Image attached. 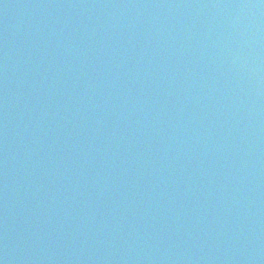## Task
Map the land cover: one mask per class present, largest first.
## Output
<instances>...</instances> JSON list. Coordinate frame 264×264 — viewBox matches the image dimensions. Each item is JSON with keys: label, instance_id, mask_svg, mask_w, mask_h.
<instances>
[{"label": "water", "instance_id": "obj_1", "mask_svg": "<svg viewBox=\"0 0 264 264\" xmlns=\"http://www.w3.org/2000/svg\"><path fill=\"white\" fill-rule=\"evenodd\" d=\"M264 97V0H211Z\"/></svg>", "mask_w": 264, "mask_h": 264}]
</instances>
